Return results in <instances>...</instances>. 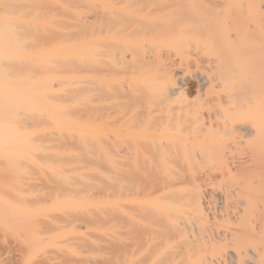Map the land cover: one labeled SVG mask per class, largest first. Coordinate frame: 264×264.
Returning a JSON list of instances; mask_svg holds the SVG:
<instances>
[{"label": "bare ground", "instance_id": "1", "mask_svg": "<svg viewBox=\"0 0 264 264\" xmlns=\"http://www.w3.org/2000/svg\"><path fill=\"white\" fill-rule=\"evenodd\" d=\"M232 134L264 157V0H0V264H78L80 229L198 220L211 192L247 212L170 180Z\"/></svg>", "mask_w": 264, "mask_h": 264}, {"label": "rangeland", "instance_id": "2", "mask_svg": "<svg viewBox=\"0 0 264 264\" xmlns=\"http://www.w3.org/2000/svg\"><path fill=\"white\" fill-rule=\"evenodd\" d=\"M238 137L234 134L230 136L234 140ZM237 140L239 141V138ZM238 141L233 145L228 141L230 147L228 144L224 145L225 147H216L219 152L217 154L222 153V157L216 156V150L210 151L216 156L212 154L210 161L189 165L181 163L182 161H173L174 172L170 173V176L172 175L170 180L176 183L182 180L194 181L199 184L202 192L207 189L204 184L210 182L212 185L208 187L222 193L237 186V194L242 198L247 192L253 191L252 196L257 197H255L256 202L247 212L236 214L233 204L232 207L225 209L226 206L220 205L212 192L207 195V199L212 201L208 215L203 218L198 217V220L197 217L187 216L182 224L174 225L164 216L161 220L151 217L147 219L145 214L128 210V216L133 219L141 217V222L133 223L131 220H126L115 226H93L79 230L81 238L73 248L78 254V264H226V262L243 264L235 258H232L234 262H229L223 255L227 250L242 248L252 249L257 255L254 259L255 264H260L264 257V157L262 155L256 157L251 149L247 150L251 148L250 145L244 142L238 144ZM235 144L239 149L235 150ZM231 146L235 149L232 150ZM224 153H227L226 156ZM247 153L252 154L253 157L248 159L249 155L247 157L245 155ZM237 156L242 159H238ZM233 158L237 162L242 161L243 163L240 162L242 167ZM142 174L151 177L153 171L145 170ZM243 179L250 182L249 187L239 188V185L235 184ZM147 180L150 185L143 180L138 181L140 187L129 191L131 199L136 197L139 189L153 192L160 186L154 181L155 179ZM194 220L197 221L195 225H193ZM247 255L245 257L251 259L252 254Z\"/></svg>", "mask_w": 264, "mask_h": 264}, {"label": "clouds", "instance_id": "3", "mask_svg": "<svg viewBox=\"0 0 264 264\" xmlns=\"http://www.w3.org/2000/svg\"><path fill=\"white\" fill-rule=\"evenodd\" d=\"M7 155H8V153H6V152L4 151V145H3V142L0 141V156H7Z\"/></svg>", "mask_w": 264, "mask_h": 264}]
</instances>
